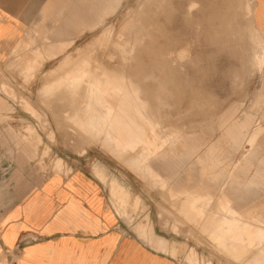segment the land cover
<instances>
[{
  "label": "rangeland",
  "instance_id": "rangeland-1",
  "mask_svg": "<svg viewBox=\"0 0 264 264\" xmlns=\"http://www.w3.org/2000/svg\"><path fill=\"white\" fill-rule=\"evenodd\" d=\"M254 14L253 0L57 2L0 51V199L83 172L125 235L177 264H264V223L229 215L219 200L231 197L245 218L264 213V36ZM247 119L232 147L227 125ZM212 145L230 165L222 190L199 174L212 163L199 161ZM165 161L181 167L171 174ZM239 165L249 166L232 181ZM239 180L245 187L230 190ZM225 217L250 225L251 245L245 234V243L220 241L219 226L237 228Z\"/></svg>",
  "mask_w": 264,
  "mask_h": 264
},
{
  "label": "crops",
  "instance_id": "crops-1",
  "mask_svg": "<svg viewBox=\"0 0 264 264\" xmlns=\"http://www.w3.org/2000/svg\"><path fill=\"white\" fill-rule=\"evenodd\" d=\"M253 1L254 20L264 36V0ZM57 2L64 3V0H0V51L31 33L40 18L47 19L54 12ZM5 109L6 103L0 99V111ZM228 123L225 120L222 125ZM250 123L247 119L227 125L224 135L232 147L239 146ZM22 145L25 156L34 157L32 146L23 142ZM172 151L168 148L157 156H166ZM194 152L189 151L187 157ZM218 156L219 148L212 145L199 157L200 162L212 163L199 174L211 177L215 189L222 190L230 165H224ZM252 157L256 158L257 152ZM248 166L239 165L237 170L228 171L230 179L241 180ZM163 167L175 174L181 163L165 161ZM150 168L156 175L151 165ZM240 180L239 187L234 189L231 185L230 190L245 187ZM223 194L219 200L227 202L242 220L264 223V213L245 218L233 207V199ZM185 195L184 200L207 199L199 194ZM9 198L5 193L0 199V264H177L163 252L125 235L118 215L107 205L102 188L83 172L67 178L53 176L25 195Z\"/></svg>",
  "mask_w": 264,
  "mask_h": 264
},
{
  "label": "bare ground",
  "instance_id": "bare-ground-1",
  "mask_svg": "<svg viewBox=\"0 0 264 264\" xmlns=\"http://www.w3.org/2000/svg\"><path fill=\"white\" fill-rule=\"evenodd\" d=\"M101 26H102V24H101ZM98 27H100V26H98ZM97 27V28H98ZM107 30V29H106ZM105 33V32H104ZM113 38V37H112ZM19 42V41H18ZM96 42V41H95ZM99 42V41H98ZM107 42V41H106ZM110 45V44H109ZM85 47H87V46H85ZM176 48V47H175ZM102 49V48H101ZM128 50V49H127ZM145 50V49H144ZM162 52V51H161ZM102 53V52H101ZM172 53V52H171ZM134 54V53H133ZM162 54H163V52H162ZM91 55V54H90ZM36 56V55H35ZM145 56V55H144ZM160 56V55H159ZM166 56H168V55H166ZM170 56V55H169ZM181 56V55H180ZM179 56V57H180ZM261 56V55H260ZM259 56V57H260ZM86 57V56H85ZM129 57V56H128ZM183 57V56H182ZM75 58V57H74ZM104 58V57H103ZM137 58V57H136ZM175 58V57H174ZM181 58V57H180ZM95 59V58H94ZM97 59H98V57H97ZM143 59V58H142ZM158 59H160L159 57H158ZM163 59V58H162ZM162 59L160 60L161 62L160 63H162ZM107 60V59H106ZM157 60V59H156ZM166 60V59H165ZM175 60V59H174ZM137 61V60H136ZM167 61V60H166ZM157 62V61H156ZM159 62V61H158ZM163 62H164V60H163ZM165 63V62H164ZM128 64V63H127ZM163 64V63H162ZM166 64V63H165ZM45 65V64H44ZM79 65V64H78ZM164 65V64H163ZM163 65H161V66H163ZM14 67V66H13ZM76 67V66H75ZM91 67V66H90ZM131 67V66H130ZM164 67V66H163ZM61 68V67H60ZM108 68V67H107ZM91 70V69H90ZM94 70V69H93ZM129 70V69H128ZM92 71V70H91ZM92 72H94V71H92ZM114 72V71H113ZM102 74V73H101ZM113 74V73H112ZM125 74V73H124ZM47 75V74H46ZM82 75V74H81ZM110 75V74H109ZM48 76H49V74H48ZM116 76V75H115ZM63 77V76H62ZM124 77V76H123ZM74 78H75V76H74ZM71 79V81H72V78H70ZM73 82V81H72ZM78 83V82H77ZM111 84V83H110ZM112 86H113V83H112ZM85 87V86H84ZM96 87V86H95ZM98 87H100V86H98ZM98 87H96V88H98ZM122 88V87H121ZM160 88V87H159ZM83 89V88H82ZM93 89V88H92ZM99 89V88H98ZM116 89V88H115ZM101 90V89H100ZM103 90V89H102ZM121 90H123V89H121ZM83 91V90H82ZM92 91V90H91ZM124 91V90H123ZM165 91V90H164ZM95 92V91H94ZM103 92V91H102ZM125 92H126V90H125ZM163 92V91H162ZM61 93V92H60ZM89 93V92H88ZM124 93V92H123ZM66 94V93H65ZM166 94V93H165ZM81 95V94H80ZM88 97V96H87ZM105 103H107L106 101H104ZM106 105H108V103L106 104ZM75 106V105H74ZM79 106V105H78ZM143 106V105H142ZM103 108V107H102ZM139 108V107H138ZM76 109V108H75ZM84 110V109H83ZM84 114V113H83ZM87 117V116H86ZM83 118V117H82ZM77 119H78V117H77ZM106 120H108V118L106 119ZM91 124V123H90ZM79 126V125H78ZM111 134V133H110ZM158 153H159V151H158ZM145 155V154H144ZM146 155H147V153H146ZM142 159V158H141ZM149 159V158H148ZM147 167V166H146ZM147 171V170H146ZM205 199V198H204ZM201 200V199H200ZM187 202V201H186ZM199 203V202H198ZM222 204V203H221ZM223 206V205H222ZM225 209H227L226 207H224ZM224 210V209H223ZM225 211V210H224ZM228 211V213H229V215H234V214H236V212L232 209V208H230V209H228L227 210ZM236 216V215H235ZM240 216V215H239ZM226 218V217H225ZM231 218H233V217H231ZM228 219V218H226L224 221H223V224H225V226L227 227V228H231L233 225H236L237 226V228L234 230V231H231V230H224V227H220L219 226V224H217L219 227L217 228V226H216V230H218L219 232V235H221V237L223 238V239H220V241L221 242H223V244H224V242H225V238L226 237H228V235L229 236H234V240L235 241H237V242H244V239H243V236H244V234H245V236H247L248 238V240H249V244L251 245L252 244V242H253V240H254V238H252V236H253V234L254 233H252L251 232V228H250V225L249 224H240L239 222H237L236 220H232V219ZM224 219V218H223ZM222 219V220H223ZM243 222V221H242ZM241 222V223H242ZM221 223V222H220ZM245 223V222H244ZM259 223V222H258ZM257 223V224H258ZM221 225V224H220ZM260 225H262V223H260ZM264 226V225H263ZM215 230V231H216ZM217 232V231H216ZM261 232H259L258 234H257V236H258V238H260L261 237ZM264 232H263V234H262V238H264ZM214 236V235H213ZM212 236V237H213ZM216 236H218V234H216ZM224 236H226V237H224ZM215 237V236H214ZM213 237V238H214ZM219 237V236H218ZM218 237L216 238V239H218ZM264 240V239H263ZM218 241H219V239H218ZM261 241V240H260ZM258 242L259 241H257V244H258ZM262 242H264V241H262ZM216 243H217V241H216ZM228 243V242H227ZM227 243H226V245H227ZM231 243V242H230ZM245 243V242H244ZM247 243V242H246ZM159 244H162V241H160V243ZM221 244V243H220ZM233 244V243H232ZM255 244V243H254ZM253 244V245H254ZM262 244V243H261ZM260 244V245H261ZM222 245V244H221ZM225 245V244H224ZM246 245V244H245ZM255 246V245H254ZM226 246H224V248H225ZM256 247V246H255ZM244 249V248H243ZM253 250V249H252ZM248 251V250H247ZM259 251V250H258ZM232 252V251H231ZM253 252V251H252ZM257 252V251H256ZM248 253V252H247ZM235 254V253H234ZM254 257H257L256 255H254ZM250 259H252V258H250ZM259 259V258H258ZM257 259V260H258ZM253 262H255V261H253ZM257 262H259V260L257 261ZM257 262H255V263H257ZM260 263V262H259ZM252 264V263H251ZM254 264V263H253ZM258 264V263H257ZM261 264V263H260Z\"/></svg>",
  "mask_w": 264,
  "mask_h": 264
}]
</instances>
